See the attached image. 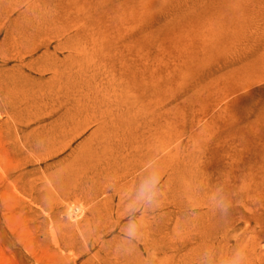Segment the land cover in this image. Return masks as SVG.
<instances>
[{
    "label": "rangeland",
    "instance_id": "rangeland-1",
    "mask_svg": "<svg viewBox=\"0 0 264 264\" xmlns=\"http://www.w3.org/2000/svg\"><path fill=\"white\" fill-rule=\"evenodd\" d=\"M69 218L97 242L58 243ZM241 256L264 264V0H0V264Z\"/></svg>",
    "mask_w": 264,
    "mask_h": 264
},
{
    "label": "bare ground",
    "instance_id": "bare-ground-1",
    "mask_svg": "<svg viewBox=\"0 0 264 264\" xmlns=\"http://www.w3.org/2000/svg\"><path fill=\"white\" fill-rule=\"evenodd\" d=\"M101 139L100 138L96 139V144L98 145V148H97L98 152L95 153L96 157L91 156L87 159L85 158L82 161L71 164L66 169L65 177L67 178V183H64L65 184L64 188L67 189L66 194H69L70 195L69 197H73L77 195H82V196L85 195L88 189L85 186L86 182L84 179L91 180L93 182L101 179V177L104 175L105 170L108 168L107 165H110L111 163V159H110L111 155L117 154L120 151V146L118 145L116 140L111 138L109 135H104ZM118 141L122 142L124 144L123 146L126 147V149L134 156V154L132 153V150H130V146L126 145L123 139L120 140L119 138ZM104 143H106V146L104 145ZM141 143L142 142L139 141L138 147L143 145V143L142 144ZM146 146H148V148L150 147L149 144ZM150 151H151V147H150ZM149 158H150V155L145 160L148 161L150 160ZM150 169H151V165L147 170H150ZM133 170L134 171L137 170L136 166L134 165H132L129 168V172L133 173ZM74 178L76 180V184L71 183V186H69L68 183ZM25 189H28V188L25 187ZM76 209L78 212L77 214H79V212L81 211V208L75 207L73 211H75ZM71 211L69 215L72 217ZM82 222L83 221L80 219L71 221L70 218L66 220L64 223L59 221V224L57 225L58 234H57V229L53 230L54 234L57 235L56 236L57 242L61 243V245L69 247V246H72L73 244H76V242L80 241L81 239H83L85 242V239H86V242L91 241V243L94 245V243L97 242L98 238H94V240L92 241L90 239L91 233L88 231L90 229H87V226L89 225L83 226ZM86 233L89 236H87ZM88 237L90 238L88 239Z\"/></svg>",
    "mask_w": 264,
    "mask_h": 264
},
{
    "label": "clouds",
    "instance_id": "clouds-1",
    "mask_svg": "<svg viewBox=\"0 0 264 264\" xmlns=\"http://www.w3.org/2000/svg\"><path fill=\"white\" fill-rule=\"evenodd\" d=\"M244 257H238L237 260L235 261V264H243Z\"/></svg>",
    "mask_w": 264,
    "mask_h": 264
}]
</instances>
